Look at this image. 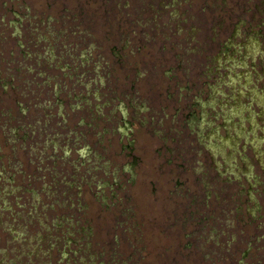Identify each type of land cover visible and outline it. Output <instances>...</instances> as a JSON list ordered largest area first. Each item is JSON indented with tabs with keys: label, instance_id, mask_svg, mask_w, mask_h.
Wrapping results in <instances>:
<instances>
[{
	"label": "rangeland",
	"instance_id": "374dc122",
	"mask_svg": "<svg viewBox=\"0 0 264 264\" xmlns=\"http://www.w3.org/2000/svg\"><path fill=\"white\" fill-rule=\"evenodd\" d=\"M0 264H264V0H0Z\"/></svg>",
	"mask_w": 264,
	"mask_h": 264
},
{
	"label": "trees",
	"instance_id": "16d2710c",
	"mask_svg": "<svg viewBox=\"0 0 264 264\" xmlns=\"http://www.w3.org/2000/svg\"><path fill=\"white\" fill-rule=\"evenodd\" d=\"M248 254V251H246V253L244 255Z\"/></svg>",
	"mask_w": 264,
	"mask_h": 264
}]
</instances>
